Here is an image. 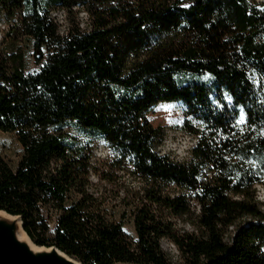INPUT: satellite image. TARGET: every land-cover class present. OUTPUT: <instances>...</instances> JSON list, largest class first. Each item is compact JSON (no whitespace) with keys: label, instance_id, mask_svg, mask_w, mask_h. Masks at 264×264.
I'll use <instances>...</instances> for the list:
<instances>
[{"label":"trees","instance_id":"trees-1","mask_svg":"<svg viewBox=\"0 0 264 264\" xmlns=\"http://www.w3.org/2000/svg\"><path fill=\"white\" fill-rule=\"evenodd\" d=\"M50 4L81 10L88 29L60 34ZM0 12L47 58L26 74L15 43L0 53V132L22 147L14 169L0 157L1 213L78 264H172L162 240L179 264H264V3L0 0ZM163 103L181 105L180 130L197 141L185 162L156 151L162 130L146 117ZM70 126L102 138L108 160L68 138ZM117 172L143 183L119 221L90 182L117 184ZM42 210L57 214L50 240ZM166 217L191 218L193 231Z\"/></svg>","mask_w":264,"mask_h":264},{"label":"rangeland","instance_id":"rangeland-1","mask_svg":"<svg viewBox=\"0 0 264 264\" xmlns=\"http://www.w3.org/2000/svg\"><path fill=\"white\" fill-rule=\"evenodd\" d=\"M255 3H264V0H251ZM50 17L59 26V33L64 35L68 28L72 27L73 24L78 23L81 30L88 29V23L86 16L81 10L74 9L72 15H65V12L50 4L48 7ZM17 17L13 21H9L3 18L0 12V53L8 51L11 46L10 44L15 43V48H18L21 55H23L24 70L26 74L35 73L45 64L46 56L43 60H40L39 54L35 53L32 40L25 38L24 36H15L14 27L16 25ZM149 125L154 128L162 130L163 139L162 143L156 147V151L160 156H168L174 161L185 162L189 156L187 146L192 141L190 138L183 133L180 128L183 122V111L179 104L168 103L158 104L150 111L146 117ZM65 132L68 138L74 139L77 142L88 146L93 151L95 161L98 163L108 160L106 154V144L102 138L97 136H90L80 129L74 127L65 128ZM193 147H191L192 149ZM190 149V150H191ZM187 152V153H186ZM22 154V147L19 145L16 137L13 134L0 132V157L3 158L8 164L14 169L18 160ZM106 164L98 165V172L106 174ZM116 174L115 182L117 184L107 183V181L97 182L95 176L91 177L90 182L92 183V190L94 195L100 196L103 199V210L108 216H111L113 220L119 221V215L126 211L127 213L134 208V204L126 206L123 204L126 200L130 199L131 196L140 189L143 183L133 176L122 173ZM258 192V200L262 201V192L260 187H256ZM128 195V199L124 198ZM44 219V227L46 229L44 237L46 240H50L53 236V231L56 226L57 214L54 211H41ZM5 214V213H3ZM169 218V217H166ZM172 222L175 231L178 233H189L193 231L192 219H178L169 218ZM122 231L125 235H128L132 239L135 238L133 226L129 214L126 215ZM29 239V238H28ZM30 243L35 247H38L30 239ZM160 247L167 255L168 259L172 264H179V256L176 248L171 245L168 241L162 240ZM42 248V247H39Z\"/></svg>","mask_w":264,"mask_h":264},{"label":"water","instance_id":"water-1","mask_svg":"<svg viewBox=\"0 0 264 264\" xmlns=\"http://www.w3.org/2000/svg\"><path fill=\"white\" fill-rule=\"evenodd\" d=\"M19 222L18 218L0 216V264H78L53 247L32 250L17 238Z\"/></svg>","mask_w":264,"mask_h":264},{"label":"bare ground","instance_id":"bare-ground-1","mask_svg":"<svg viewBox=\"0 0 264 264\" xmlns=\"http://www.w3.org/2000/svg\"><path fill=\"white\" fill-rule=\"evenodd\" d=\"M6 214H3V213H1L0 212V216H2V217H4ZM19 231H18V233H17V238L19 239V240H22V241H25L29 246H30V248L32 249V250H38L39 249V247H34L31 243H30V241H29V239H28V237L25 235V233L23 232V229H22V227H21V223L19 222Z\"/></svg>","mask_w":264,"mask_h":264},{"label":"snow or ice","instance_id":"snow-or-ice-1","mask_svg":"<svg viewBox=\"0 0 264 264\" xmlns=\"http://www.w3.org/2000/svg\"><path fill=\"white\" fill-rule=\"evenodd\" d=\"M181 6L184 7V8H188L191 5H189V4H182ZM203 79L208 80V79H210V77L209 76H205V77H203ZM229 99H231V98H229ZM189 119H191V117H189ZM245 122H246L245 121V114H244L243 111H241L240 116H239V119L237 120V123L240 124V123H245ZM262 135H264V133H262Z\"/></svg>","mask_w":264,"mask_h":264},{"label":"built area","instance_id":"built-area-1","mask_svg":"<svg viewBox=\"0 0 264 264\" xmlns=\"http://www.w3.org/2000/svg\"><path fill=\"white\" fill-rule=\"evenodd\" d=\"M187 141H192L191 143H189V146H187L188 152L190 153V149H191V147H194L197 141H195V140L192 139V138H190V140H187ZM186 153H187V152H186ZM189 153H188V154H189ZM188 157H189V156H188Z\"/></svg>","mask_w":264,"mask_h":264}]
</instances>
